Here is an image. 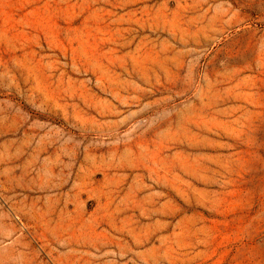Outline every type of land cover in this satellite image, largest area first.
<instances>
[{
  "label": "rangeland",
  "instance_id": "1",
  "mask_svg": "<svg viewBox=\"0 0 264 264\" xmlns=\"http://www.w3.org/2000/svg\"><path fill=\"white\" fill-rule=\"evenodd\" d=\"M0 264H264V0H0Z\"/></svg>",
  "mask_w": 264,
  "mask_h": 264
}]
</instances>
